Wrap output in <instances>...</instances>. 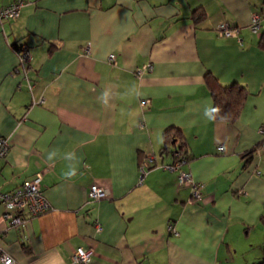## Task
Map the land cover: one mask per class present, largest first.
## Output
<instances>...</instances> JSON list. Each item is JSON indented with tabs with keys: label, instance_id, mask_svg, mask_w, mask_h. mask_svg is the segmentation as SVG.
<instances>
[{
	"label": "crops",
	"instance_id": "crops-1",
	"mask_svg": "<svg viewBox=\"0 0 264 264\" xmlns=\"http://www.w3.org/2000/svg\"><path fill=\"white\" fill-rule=\"evenodd\" d=\"M223 20L235 34L219 32ZM261 33L264 0H23L17 17L0 21V190L42 170L52 208L11 226L0 203L1 248L16 264H78V246L93 248L88 264H247L237 256L264 238ZM16 43L32 56L25 69ZM206 73L246 88L235 120L214 117ZM176 130L181 168L203 183L198 201L162 166ZM93 182L109 196L88 199Z\"/></svg>",
	"mask_w": 264,
	"mask_h": 264
},
{
	"label": "built area",
	"instance_id": "built-area-1",
	"mask_svg": "<svg viewBox=\"0 0 264 264\" xmlns=\"http://www.w3.org/2000/svg\"><path fill=\"white\" fill-rule=\"evenodd\" d=\"M23 4V0H13L7 5L0 6V21L6 18H15L19 15L20 8ZM250 29L259 33L261 28L260 15L257 12H253L250 17L249 23ZM220 33L224 35H233L236 31L233 25H230L227 21L223 20L218 26ZM85 50H89V43L85 45ZM18 55V63L20 67L25 69V63L30 62L31 54L28 51L27 45L24 43L19 44V48L16 49ZM115 55L110 53L108 55L109 61H114ZM145 68H151L150 64L143 67L137 68V72H142ZM30 86V85H29ZM146 101L142 100L141 103L144 104ZM261 139L259 143V149L264 151V126L258 129ZM223 146H219L222 149ZM8 150V141L6 137L0 136V158L4 157ZM173 160L171 163L164 164L167 169L177 170V183L182 185H188L190 187V201H198L201 199V188L203 183L196 181L191 172L187 169L181 168L185 163L186 158L184 155L178 151L174 150ZM152 160V156L148 157L140 165L139 181L142 180L144 173L146 172V166ZM43 171L36 172L33 176L24 179L19 185L6 191L0 190V203L4 206L3 218L6 219L9 225L19 226L23 225L27 219L30 217L39 215L45 211L52 208L49 200L45 197L42 186L41 178ZM108 189L97 183L93 182L90 184L87 197L90 200L100 199L103 197H108ZM96 231H100L102 226L100 223H95ZM168 229L172 230L173 227L171 223L168 224ZM93 254V248L90 246H78L73 249L70 259L73 263L78 264H88ZM0 264H16L14 257L8 252L4 251L0 246Z\"/></svg>",
	"mask_w": 264,
	"mask_h": 264
},
{
	"label": "trees",
	"instance_id": "trees-1",
	"mask_svg": "<svg viewBox=\"0 0 264 264\" xmlns=\"http://www.w3.org/2000/svg\"><path fill=\"white\" fill-rule=\"evenodd\" d=\"M193 16L195 21L200 20L202 17H204V12L199 11V9L196 8L193 11ZM262 39H264V33H261L260 40L262 41ZM19 44L20 43H16L14 45V48L18 49ZM205 81L210 90V94L213 98L214 117L218 119L226 120L228 122L235 120L247 96L246 88L243 85H240L236 82H231L229 84H221L209 73H206ZM169 130L170 129L168 128L164 131V144L161 148L162 151L169 149L168 146V143L170 141ZM176 131L174 134L177 137V139L174 140L178 142V145L174 150L180 151L186 158L187 152L185 151V146H186L185 142L181 134L178 133V131L177 132ZM174 150H172L171 152H174ZM255 152H256V148H253L245 153L244 157L246 158V162L252 157V155L255 154ZM260 221L262 225H264V211H262L260 215ZM251 264H264V258Z\"/></svg>",
	"mask_w": 264,
	"mask_h": 264
},
{
	"label": "rangeland",
	"instance_id": "rangeland-1",
	"mask_svg": "<svg viewBox=\"0 0 264 264\" xmlns=\"http://www.w3.org/2000/svg\"><path fill=\"white\" fill-rule=\"evenodd\" d=\"M257 226H259L258 223H257ZM261 227H262V229H264V225H262V223H261ZM257 229H258V227H257ZM259 240H261V244L258 247V249L252 248V249H255V250H253V252L249 253V254H248V252H249L248 250L244 251V253L239 254L237 256V258H239L241 261H238V262H242L243 261V262H247V264H251V263L257 262V261L261 260L262 258H264V238L259 237ZM250 259L252 261H248ZM230 260L233 261L231 256H230ZM244 260H246V261H244ZM243 264H245V263H243Z\"/></svg>",
	"mask_w": 264,
	"mask_h": 264
},
{
	"label": "clouds",
	"instance_id": "clouds-1",
	"mask_svg": "<svg viewBox=\"0 0 264 264\" xmlns=\"http://www.w3.org/2000/svg\"><path fill=\"white\" fill-rule=\"evenodd\" d=\"M74 173H68L69 176L73 175Z\"/></svg>",
	"mask_w": 264,
	"mask_h": 264
}]
</instances>
